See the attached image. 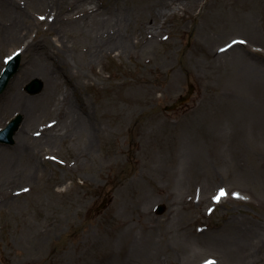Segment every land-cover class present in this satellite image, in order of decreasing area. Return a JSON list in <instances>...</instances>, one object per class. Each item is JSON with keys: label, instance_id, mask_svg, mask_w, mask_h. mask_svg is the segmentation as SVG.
<instances>
[{"label": "rangeland", "instance_id": "1", "mask_svg": "<svg viewBox=\"0 0 264 264\" xmlns=\"http://www.w3.org/2000/svg\"><path fill=\"white\" fill-rule=\"evenodd\" d=\"M15 2L29 29L10 44L0 37V70L37 38L11 81L40 95L43 80L30 94L25 84L39 77L17 75L41 44L64 61V44L93 137L36 142V164L24 157L21 176L0 177V264H242L244 243L247 264H264V0H96L99 11L124 13L130 36L125 51L97 63L82 55L88 43L74 27L56 41L38 18L47 10ZM2 15L0 27L12 26L16 16ZM230 39L240 42L219 50ZM189 83L188 102L165 110ZM11 93L12 82L0 105ZM13 110L0 112V128ZM54 115L37 112L27 135ZM21 186L27 191L15 192Z\"/></svg>", "mask_w": 264, "mask_h": 264}, {"label": "bare ground", "instance_id": "2", "mask_svg": "<svg viewBox=\"0 0 264 264\" xmlns=\"http://www.w3.org/2000/svg\"><path fill=\"white\" fill-rule=\"evenodd\" d=\"M94 1L96 0H26V5L36 11L38 8L43 7L48 11V16H53V23L51 22L52 24L50 25V23L47 22L46 25L47 28H55L53 33L55 38H57L55 39L56 41L65 34L66 25L74 27V32L78 34L77 39L87 41L88 43L84 47V52L88 51V53L87 55H82L87 58L86 61L97 63L104 54L115 51H118L117 53L125 51L127 40L130 36L126 31L128 20L124 13L120 10L111 9L109 5L101 8L99 11ZM17 8L18 6L15 0H0V13L2 14L3 10V15L16 16V19L13 18L12 20V26L0 27V37L8 44L25 38L27 36V30L29 29L30 22L27 20V17L24 16L23 12L19 11ZM157 16H159L158 11L151 12V28H155L152 18ZM56 35L58 37H56ZM148 35L151 36V38H155L157 29L148 33ZM148 39L150 38L145 37L144 39L142 36L141 42H148ZM37 42V38L27 40L25 49L27 50L34 43L36 45ZM58 46L61 52H63L62 56L64 57V61L57 63L55 53L51 50H43L44 46L41 44L39 45V50L35 51V54L28 59L27 65L24 66L19 75H17L25 76L26 74H32L41 78L44 82L42 94L36 96H26L22 94L18 88V81H16L14 77L13 80L10 81L12 82V93L1 101L4 106L0 105V112H3V110L6 112L14 107L13 111L20 116L18 121L20 125L14 136V142L12 143L13 147H0V177H5L6 175L12 177L17 173L21 176L24 171L19 169V167H21L19 165L24 157H27L30 164H36L35 158L31 155L32 148L39 145L36 142L50 145L52 142L62 140L60 138L64 133L69 132L80 134L81 136H85L86 139L92 140L93 126L87 121L88 114H86L83 99L79 96L78 87L74 81L73 75L69 71L72 65L70 66V63L67 64V61H71L73 66H75L76 59H66L70 53L63 48L64 44L61 43V45ZM80 53L77 52L74 56ZM63 84H65V86H63ZM37 112L38 114L44 112L55 114L54 116L58 118V120L52 119L50 120L51 123H47L44 127L40 125L38 127L41 132L39 136H42L35 137V135H33L34 137L30 138L27 135L28 128L25 127V124L35 122L37 120ZM39 124L40 123L37 125ZM62 129L66 130L63 131ZM91 145H93V143ZM0 192L4 193L2 190H0ZM23 192L24 186H21L18 193ZM8 196L6 188V195L4 198L7 199ZM59 220L61 219L58 217V221ZM56 226L57 225L52 226L49 233H51ZM40 232L44 233L45 229H40ZM39 239L44 241L46 238L40 237ZM134 239H136V237H134ZM134 242L138 243L137 239ZM240 252L241 263H250L248 257H250L253 252L246 243L242 245Z\"/></svg>", "mask_w": 264, "mask_h": 264}, {"label": "water", "instance_id": "3", "mask_svg": "<svg viewBox=\"0 0 264 264\" xmlns=\"http://www.w3.org/2000/svg\"><path fill=\"white\" fill-rule=\"evenodd\" d=\"M18 60H16L14 63L10 64V68L14 67L15 63H17ZM9 72H5V74L3 76H1L0 79V92L3 90V88L5 87L8 79H9ZM41 86V85H40ZM38 86L37 88L33 89V88H29L30 92H34L35 90L39 89ZM189 92L186 95L180 96L174 103L172 106L168 107V109L174 107L176 104L181 103L183 101H185L188 98V94L190 93V91L192 90V86L189 85ZM15 122H12L3 132L0 133V138H4V139H10V136L12 134V129L15 125Z\"/></svg>", "mask_w": 264, "mask_h": 264}, {"label": "snow or ice", "instance_id": "4", "mask_svg": "<svg viewBox=\"0 0 264 264\" xmlns=\"http://www.w3.org/2000/svg\"><path fill=\"white\" fill-rule=\"evenodd\" d=\"M41 19H43V17H41ZM233 43H235V41H233ZM8 59H11V57H8ZM24 191H27V189H24ZM225 194H226L225 191L223 189H221L219 192V195L214 197V198L218 200L220 197L224 196ZM234 195H238V194H234ZM205 264H214V262L206 261Z\"/></svg>", "mask_w": 264, "mask_h": 264}]
</instances>
